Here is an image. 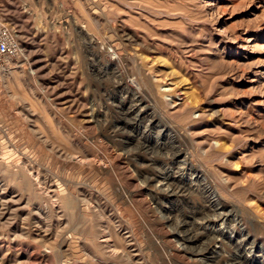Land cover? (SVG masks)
Returning <instances> with one entry per match:
<instances>
[{"label": "rangeland", "instance_id": "rangeland-1", "mask_svg": "<svg viewBox=\"0 0 264 264\" xmlns=\"http://www.w3.org/2000/svg\"><path fill=\"white\" fill-rule=\"evenodd\" d=\"M0 24V264H264V0H0Z\"/></svg>", "mask_w": 264, "mask_h": 264}, {"label": "built area", "instance_id": "built-area-1", "mask_svg": "<svg viewBox=\"0 0 264 264\" xmlns=\"http://www.w3.org/2000/svg\"><path fill=\"white\" fill-rule=\"evenodd\" d=\"M18 50V43L14 40L12 32L0 24V56L16 55Z\"/></svg>", "mask_w": 264, "mask_h": 264}, {"label": "bare ground", "instance_id": "bare-ground-1", "mask_svg": "<svg viewBox=\"0 0 264 264\" xmlns=\"http://www.w3.org/2000/svg\"><path fill=\"white\" fill-rule=\"evenodd\" d=\"M127 87H128V86H127ZM128 89H129V88H128ZM130 89H131V88H130ZM167 90H168V89H167ZM199 180H201V181L203 180V181H205L206 183H208V181L205 180L204 177L199 178ZM168 183H169V182H168ZM199 183H200V181H199ZM206 183H205V184H206ZM190 184H191V183H190ZM206 185H207L208 187H210V184H209V185L206 184ZM166 190H167V189H166ZM212 193H215V192L212 191ZM213 196H215V195H213ZM219 242H220V241H219ZM259 242H260V241H259ZM261 248L263 249V247L260 245V249H261ZM115 250H116V249H115ZM260 262H264V253L261 254Z\"/></svg>", "mask_w": 264, "mask_h": 264}]
</instances>
